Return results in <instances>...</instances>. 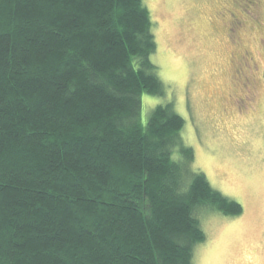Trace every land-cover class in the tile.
I'll list each match as a JSON object with an SVG mask.
<instances>
[{"label":"trees","instance_id":"obj_1","mask_svg":"<svg viewBox=\"0 0 264 264\" xmlns=\"http://www.w3.org/2000/svg\"><path fill=\"white\" fill-rule=\"evenodd\" d=\"M244 10V9H243ZM144 0H0V264H192L203 210Z\"/></svg>","mask_w":264,"mask_h":264},{"label":"rangeland","instance_id":"obj_2","mask_svg":"<svg viewBox=\"0 0 264 264\" xmlns=\"http://www.w3.org/2000/svg\"><path fill=\"white\" fill-rule=\"evenodd\" d=\"M252 1L144 0L164 94L141 95L142 119L173 101L192 168L242 206L202 211L192 264H264V3Z\"/></svg>","mask_w":264,"mask_h":264},{"label":"flooded vegetation","instance_id":"obj_3","mask_svg":"<svg viewBox=\"0 0 264 264\" xmlns=\"http://www.w3.org/2000/svg\"><path fill=\"white\" fill-rule=\"evenodd\" d=\"M245 1L247 2V1H249V0H245ZM261 2L264 3V0H257V1L255 0V1H252V3H253L254 5L257 4V3H258V5H259ZM248 14H250V11L247 12V15H248ZM261 76H262V78L264 79V70H262V75H261Z\"/></svg>","mask_w":264,"mask_h":264}]
</instances>
